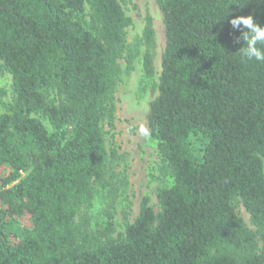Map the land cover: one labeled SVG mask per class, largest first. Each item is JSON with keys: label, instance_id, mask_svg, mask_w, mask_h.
<instances>
[{"label": "trees", "instance_id": "16d2710c", "mask_svg": "<svg viewBox=\"0 0 264 264\" xmlns=\"http://www.w3.org/2000/svg\"><path fill=\"white\" fill-rule=\"evenodd\" d=\"M122 2L0 0V74L11 78L0 264H264V63L241 56L242 30L229 23L252 15L264 26V0H157L165 46L147 120L172 183L158 210L143 197L123 230L110 210L91 228L96 187L115 185L105 126L119 59L133 57ZM142 38L151 76L150 16Z\"/></svg>", "mask_w": 264, "mask_h": 264}, {"label": "rangeland", "instance_id": "374dc122", "mask_svg": "<svg viewBox=\"0 0 264 264\" xmlns=\"http://www.w3.org/2000/svg\"><path fill=\"white\" fill-rule=\"evenodd\" d=\"M123 8L132 23L126 28L127 52L133 57L130 65L126 58L119 59L120 78L114 93V128L105 126L106 143L116 149L118 157L110 162L116 173L112 191L96 187L92 200L91 228L102 225L106 212L113 214L117 230H123L124 218L132 221L139 212L140 201L147 197L149 205L158 210L157 191L169 186L172 178L165 162L161 159L156 140L148 127L150 102L157 95V84L161 71V56L165 46L162 13L157 0H123ZM150 16L154 29V44L150 49L153 56L154 72L147 76L143 68V55L148 49L142 38L146 17ZM0 99L11 101V78L0 74ZM4 110L0 102V112ZM46 124V123H45ZM235 212L243 218L247 226L254 229L249 215L240 201H233ZM13 229H18L15 224Z\"/></svg>", "mask_w": 264, "mask_h": 264}, {"label": "clouds", "instance_id": "9594fccd", "mask_svg": "<svg viewBox=\"0 0 264 264\" xmlns=\"http://www.w3.org/2000/svg\"><path fill=\"white\" fill-rule=\"evenodd\" d=\"M233 29H241L242 57L264 63V26H260L252 15H237L230 19Z\"/></svg>", "mask_w": 264, "mask_h": 264}]
</instances>
